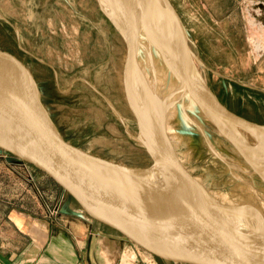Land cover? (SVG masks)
Masks as SVG:
<instances>
[{"label":"rangeland","instance_id":"374dc122","mask_svg":"<svg viewBox=\"0 0 264 264\" xmlns=\"http://www.w3.org/2000/svg\"><path fill=\"white\" fill-rule=\"evenodd\" d=\"M170 1L186 30L195 70L211 93L236 115L264 123L262 8L248 0ZM0 49L31 70L68 141L130 166L153 163L124 93L125 39L100 0H0ZM135 60L149 86L156 85L155 78L163 85L143 53ZM152 65L163 76L155 59ZM177 106L170 108L165 126L180 160L220 203L245 208L264 228V181L246 155L199 107ZM235 132L255 148L251 154L264 155L262 136L240 126ZM24 187L40 190L48 205L59 196L75 203L42 171L0 150V210L32 206L34 195L20 198Z\"/></svg>","mask_w":264,"mask_h":264},{"label":"water","instance_id":"95a60500","mask_svg":"<svg viewBox=\"0 0 264 264\" xmlns=\"http://www.w3.org/2000/svg\"><path fill=\"white\" fill-rule=\"evenodd\" d=\"M118 1L119 4L123 3ZM156 1L176 21L178 59L174 72L181 86L190 93L201 110L208 113L209 119L228 140L246 155L264 181L261 169L254 165L250 153L255 148L235 132L236 126L264 131V123L236 115L215 98L204 80L196 82L193 79L190 47L181 17L170 0ZM149 2L139 0L138 9L126 6L131 16L122 73L126 100L130 90L128 64L135 60L137 53L138 14L148 10ZM0 83L13 93L11 99L1 98L0 95V150L42 171L87 216L161 259L186 264H264V241L243 236L244 233L237 228V220L230 217L232 210L239 208L220 203L187 169L161 125L157 127L168 161L176 168L180 183L179 186L173 184L168 190L190 202L192 213L180 214L164 206L158 200L160 193L155 182L144 181L147 174L162 164L155 160L153 154L151 165L135 167L94 154L68 141L44 104L31 70L15 55L3 49H0ZM201 83L204 87H201ZM127 103L139 130L142 122H151L145 114ZM128 177L138 178L140 185ZM169 191L162 190L161 194Z\"/></svg>","mask_w":264,"mask_h":264},{"label":"bare ground","instance_id":"6f19581e","mask_svg":"<svg viewBox=\"0 0 264 264\" xmlns=\"http://www.w3.org/2000/svg\"><path fill=\"white\" fill-rule=\"evenodd\" d=\"M120 1L124 4H119L118 0H100L104 11L115 23L126 40V36L129 34L131 21V16L127 11L126 6L130 5L131 7L138 9L140 4L139 0ZM148 6L149 8L146 12L138 14L136 52L143 53L152 68L151 72L153 75L155 74V77L162 79L163 85H159L155 78L156 85L149 86L150 84H148L137 61L131 60L128 64L130 90H128L127 93V102H129L133 108L136 107V109H138L143 115L145 114L151 120V122H142L140 138L147 144L150 150H152L155 160L162 163L147 174L144 181L146 180L149 183L151 181L155 182L154 184L159 188L157 192L160 193L158 195V200H160L161 204L180 214H189L193 212L191 203L185 198L178 196V194H171L168 190L173 184H175L174 186H179L180 183L177 181L176 168H174L168 161L165 144L157 126L161 125L168 136L165 121L170 108L174 104H177L182 110L185 108H193L197 110L199 107V110L203 115L207 118L209 117L208 113H206V111L203 112L200 106L197 105V102L190 93L181 86L180 80L177 78L176 74L174 76V65L178 59L175 18L165 12L164 8L160 6L156 0H150ZM153 50L155 62L163 73V76L159 74L157 72L158 70L155 69V66L153 67L152 65L154 60ZM190 63V71L193 79L196 82H201L203 80L202 77H200L195 70L192 61H190ZM196 85L198 86V83H196ZM202 86L201 83V87ZM0 95L1 98H13L12 90L2 83H0ZM244 129L251 132L254 136H262V138H259L264 145V131H257L251 128ZM244 150L248 151L245 147ZM259 156L261 158H258ZM258 157L252 154L253 161L255 162L254 165L261 169V174L264 176V155H258ZM128 178L132 179V177ZM136 179L134 178L132 181L139 186V180L138 178ZM141 188L146 189L142 186ZM160 190H167L169 193L161 194ZM231 214L232 216H229L231 218L234 217V219L237 220V223H239L237 228L244 233L243 236L246 239L264 241V228L261 223L253 217L252 213L245 208L239 207L237 211L232 210Z\"/></svg>","mask_w":264,"mask_h":264},{"label":"crops","instance_id":"0c3cea01","mask_svg":"<svg viewBox=\"0 0 264 264\" xmlns=\"http://www.w3.org/2000/svg\"><path fill=\"white\" fill-rule=\"evenodd\" d=\"M248 1L264 13V0ZM29 193L35 196L32 206L10 204L0 210V264H158L156 258L161 259L90 218L75 203L59 196L48 205L40 190L27 187L19 196L25 200Z\"/></svg>","mask_w":264,"mask_h":264}]
</instances>
